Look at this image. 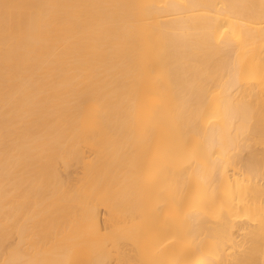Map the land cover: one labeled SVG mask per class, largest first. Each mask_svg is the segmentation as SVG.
Instances as JSON below:
<instances>
[{
  "label": "bare ground",
  "instance_id": "6f19581e",
  "mask_svg": "<svg viewBox=\"0 0 264 264\" xmlns=\"http://www.w3.org/2000/svg\"><path fill=\"white\" fill-rule=\"evenodd\" d=\"M0 264H264V0H0Z\"/></svg>",
  "mask_w": 264,
  "mask_h": 264
},
{
  "label": "rangeland",
  "instance_id": "374dc122",
  "mask_svg": "<svg viewBox=\"0 0 264 264\" xmlns=\"http://www.w3.org/2000/svg\"><path fill=\"white\" fill-rule=\"evenodd\" d=\"M245 154H248V152L246 151ZM75 169H76V167H72L70 170L73 171V173H74ZM73 173H72V175L75 176V173L74 174ZM16 242H17V240L15 241V243Z\"/></svg>",
  "mask_w": 264,
  "mask_h": 264
}]
</instances>
